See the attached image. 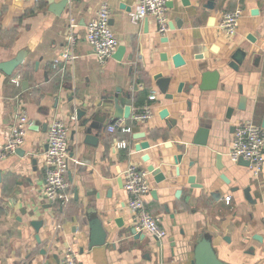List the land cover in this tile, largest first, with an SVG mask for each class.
Masks as SVG:
<instances>
[{"label":"crops","instance_id":"obj_1","mask_svg":"<svg viewBox=\"0 0 264 264\" xmlns=\"http://www.w3.org/2000/svg\"><path fill=\"white\" fill-rule=\"evenodd\" d=\"M62 1L0 0V63L25 54L14 76L0 71V147L18 114L25 112L29 119L19 149L25 156L16 152L0 160V264H58L67 249L76 252L78 264H192V246L201 234L211 238L228 264H264V169L255 177L250 167L229 157L235 126L253 120L262 127L264 119V0H219L214 10L206 8L209 0H189V6L172 0L165 32L155 17H137V0H69L62 15L50 12L52 3ZM103 6L111 13L119 46L126 49L120 61L112 57L105 64L86 40L87 25ZM236 9L243 13L229 37L222 20ZM238 49L250 53L240 72L228 67ZM67 51L74 62L62 60ZM204 63L221 73L219 88L187 94ZM159 77L172 81L166 94L158 87ZM134 86L143 104L133 106L130 120L111 123L99 106L116 89ZM240 87L245 111L238 110ZM151 95L156 96L152 102ZM145 106L151 117L134 121ZM230 108L235 112L228 118ZM76 110L101 115L97 146L84 144ZM55 120L70 129L72 199L63 205L45 196V153ZM201 127L210 130L207 147L193 144ZM123 143L127 147L121 149ZM152 165L168 184L156 182L148 170ZM130 166L149 173L146 207L167 232L162 241L136 228L125 190ZM191 177L202 188H192ZM94 219L102 221L108 237L105 245L90 249ZM33 221L43 223L38 232Z\"/></svg>","mask_w":264,"mask_h":264},{"label":"built area","instance_id":"obj_2","mask_svg":"<svg viewBox=\"0 0 264 264\" xmlns=\"http://www.w3.org/2000/svg\"><path fill=\"white\" fill-rule=\"evenodd\" d=\"M38 3L41 0H32ZM172 0H137L139 19L153 16L159 22V29L165 32L168 29L167 11L168 4ZM243 11L236 9L227 12L223 16L222 29L225 34L232 37L239 26ZM111 13L108 7L103 6L88 23L86 40L94 49L96 57L101 64H105L113 57L119 47V42L111 29ZM71 20V27L75 26ZM75 55L72 51L63 54L62 60L66 63L74 62ZM20 85L19 81H16ZM155 95L149 97L152 102ZM151 117V108L145 106L134 116V121L144 122ZM29 119L27 114L21 113L16 117L15 125L7 138L6 143L0 147V160L11 154H15L25 143L28 131ZM115 129L112 128L111 131ZM70 129L62 120H55L49 126L48 150L45 153L46 186L45 196L52 203L65 204L72 199L69 192L67 175L69 172ZM121 149L126 148V143L120 144ZM233 163L248 161L250 169L255 177H259L264 169V129L253 120H242L235 126L233 143L229 152ZM125 190L129 195L128 207L134 214L135 225L142 233L149 234L159 241L167 238V232L161 225L159 218L153 216L146 207V197L151 191L149 173L138 166H130L124 173ZM232 198H225L230 205ZM58 264H78L77 254L73 249H67L64 258Z\"/></svg>","mask_w":264,"mask_h":264},{"label":"water","instance_id":"obj_3","mask_svg":"<svg viewBox=\"0 0 264 264\" xmlns=\"http://www.w3.org/2000/svg\"><path fill=\"white\" fill-rule=\"evenodd\" d=\"M219 0H209L208 4L206 5V8H209L211 10H214L216 7V4ZM184 6H189L190 1L189 0H183ZM69 4V0H63L60 3H52L50 7V12L56 14V15H62L67 8ZM170 4V3H169ZM168 4V6H169ZM249 41L256 42L255 37L250 36ZM125 47L119 46L115 54L113 55L114 59L120 61L123 58V55L125 54ZM250 55L248 50L244 49H238L236 50L231 56L230 61L228 63V67L231 68L233 71L240 72L245 63L247 62V58ZM261 56L256 58V62L261 60ZM202 59V58H201ZM25 60V54H19L15 59H12L10 61L2 62L0 63V71L6 76V77H12L15 75V72L24 64ZM133 60V57L130 58V61ZM178 62H182L180 57H178ZM209 64H201L199 66V75H195V80L192 85L189 86L185 91L187 94H191L192 89L199 90L202 92H213L216 91L219 88L220 81H221V73L218 70L211 71L209 69ZM200 78V79H199ZM171 79H163L162 77H159L158 79V87L160 91L163 94H166L169 86L171 85ZM200 82V83H199ZM27 85V82L24 83V86ZM184 88V85H180L179 92H182ZM240 95H243L242 87H240L239 90ZM142 92L139 91V86H134L133 89H116V91L110 95L109 97L105 98L104 104L100 105V108H105V115L106 118L110 119L112 118L113 121L111 123L115 122L116 120H130L133 116V106L136 104H143L144 100L142 99ZM172 98V97H169ZM246 109V98L244 96L241 97L240 103L238 106L239 111H245ZM73 110V109H72ZM89 110L82 111V110H76V115L78 121H80V133L84 137V144L85 145H92L97 146L99 137L102 133V120L101 115L98 113H90ZM113 112V113H112ZM235 109L230 108L228 111V118H231L234 114ZM262 127L264 129V119L262 122ZM209 134L210 130L209 128L201 127L193 141L194 145L207 147L209 145ZM142 149H148L149 144H142ZM18 154H20L22 157L25 156V151L18 150ZM220 156L218 157V161H220ZM181 157L177 158V161H180ZM148 160V157H145V161ZM240 165H243L245 167H249L250 164L248 161H239ZM221 168V167H219ZM148 170L155 176V180L157 183H163L166 182L169 183L167 177L158 169H155V167L152 165L148 167ZM222 180L229 185L230 181L227 179L226 176L221 177ZM189 184L192 188H202L200 185L196 184L195 177H191L189 179ZM248 192V191H247ZM246 196L248 200L251 199V195L249 193H246ZM24 213V212H23ZM32 227L38 232L41 227L43 226V223L41 221H33L31 223ZM133 233L136 236L138 235L137 230L135 229ZM107 237L108 233L104 229V225L102 221L99 219H94L92 222H90V235H89V248L92 249L94 247H100L107 243ZM38 241H40L39 236L36 237ZM145 239V235H143V238ZM174 246V245H173ZM193 260L192 264H228L224 261H222L218 254L216 249L213 246V242L211 238L208 235L201 234L195 242L193 243ZM45 252V251H44Z\"/></svg>","mask_w":264,"mask_h":264}]
</instances>
